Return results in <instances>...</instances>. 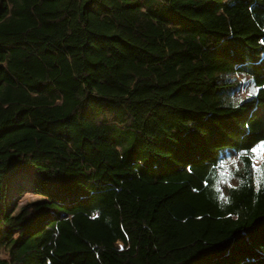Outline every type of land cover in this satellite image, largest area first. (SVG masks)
I'll use <instances>...</instances> for the list:
<instances>
[{
	"label": "trees",
	"instance_id": "obj_1",
	"mask_svg": "<svg viewBox=\"0 0 264 264\" xmlns=\"http://www.w3.org/2000/svg\"><path fill=\"white\" fill-rule=\"evenodd\" d=\"M263 152L264 0H0V264H264Z\"/></svg>",
	"mask_w": 264,
	"mask_h": 264
},
{
	"label": "rangeland",
	"instance_id": "obj_2",
	"mask_svg": "<svg viewBox=\"0 0 264 264\" xmlns=\"http://www.w3.org/2000/svg\"><path fill=\"white\" fill-rule=\"evenodd\" d=\"M262 156L264 157V152L262 154ZM256 163L258 164L259 161H256ZM226 168L227 169H231L232 166L230 165V163L226 164ZM15 179V175H13L10 179V181L8 182V186H7V193L4 197V203H5V208L8 210L10 207H12L14 204H20L24 201H27L29 199L33 198V193L31 191H27L24 193L22 199L19 195V181ZM231 181V180H230ZM186 252V249L181 248V249H177L175 251L176 255H181L184 254ZM152 257L153 259L158 262L159 264H166L168 262V259L165 257H160L158 256L155 252L152 253ZM131 264H141V261L139 259L138 254H135L133 256H131L130 258Z\"/></svg>",
	"mask_w": 264,
	"mask_h": 264
}]
</instances>
